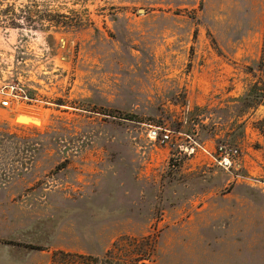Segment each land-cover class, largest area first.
I'll return each mask as SVG.
<instances>
[{"label":"rangeland","instance_id":"1","mask_svg":"<svg viewBox=\"0 0 264 264\" xmlns=\"http://www.w3.org/2000/svg\"><path fill=\"white\" fill-rule=\"evenodd\" d=\"M0 264H264V0H0Z\"/></svg>","mask_w":264,"mask_h":264},{"label":"trees","instance_id":"2","mask_svg":"<svg viewBox=\"0 0 264 264\" xmlns=\"http://www.w3.org/2000/svg\"><path fill=\"white\" fill-rule=\"evenodd\" d=\"M28 8H31V6H28ZM50 28H54L56 30V32H59L60 30H64V31H71L76 29L80 23H78L77 21H71L69 20L65 15H61L60 13H56V14H52L50 15ZM11 26L13 27H17L19 26L16 20H13L11 23ZM106 115H110V116H115V115H111V114H106ZM117 117V116H115ZM123 118V117H122ZM59 255H66L65 253H57L54 256V262L57 261L58 256Z\"/></svg>","mask_w":264,"mask_h":264},{"label":"built area","instance_id":"3","mask_svg":"<svg viewBox=\"0 0 264 264\" xmlns=\"http://www.w3.org/2000/svg\"><path fill=\"white\" fill-rule=\"evenodd\" d=\"M9 104H10V100H6L4 102V106H9ZM152 135L155 139H157L158 133L155 132ZM169 140H171L170 133H166L165 135H163V142H167ZM219 151H220L221 158H222L221 161L230 160L237 153V151H232V150L228 151L225 147H220Z\"/></svg>","mask_w":264,"mask_h":264},{"label":"bare ground","instance_id":"4","mask_svg":"<svg viewBox=\"0 0 264 264\" xmlns=\"http://www.w3.org/2000/svg\"><path fill=\"white\" fill-rule=\"evenodd\" d=\"M18 120L19 121H23V122H34V123H38L37 121H33V120H31L30 118H27V117H20Z\"/></svg>","mask_w":264,"mask_h":264},{"label":"water","instance_id":"5","mask_svg":"<svg viewBox=\"0 0 264 264\" xmlns=\"http://www.w3.org/2000/svg\"><path fill=\"white\" fill-rule=\"evenodd\" d=\"M141 13H144L145 11L144 10H140Z\"/></svg>","mask_w":264,"mask_h":264}]
</instances>
